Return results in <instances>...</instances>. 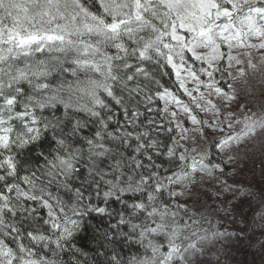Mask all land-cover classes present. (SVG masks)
Masks as SVG:
<instances>
[{"label": "snow or ice", "instance_id": "1", "mask_svg": "<svg viewBox=\"0 0 264 264\" xmlns=\"http://www.w3.org/2000/svg\"><path fill=\"white\" fill-rule=\"evenodd\" d=\"M86 2L0 0V241H3L0 244V264H57V251L63 252L68 247L79 226L76 217L80 213L73 210L69 215L63 205L55 209L48 196H40L42 207L37 211L38 190L34 185L38 182L36 177L39 173L34 169L32 172L26 171L29 161L21 159V155L35 146V139L41 135V130L47 136L51 128L56 135L53 143L61 145L56 161L50 164V168L57 169L60 175L76 167L75 161L81 155L73 151L77 144L88 148L89 159L93 161L106 157L112 147L105 135L96 130L92 136L85 134L82 142L77 141L67 152L64 151L62 146L67 141L61 133L71 129V135H75L83 129L78 121L66 119L65 126L52 115L51 110L55 109L56 113L68 118L72 111L71 105L64 101L63 94L49 91L52 87L49 73L59 64H63L61 71L73 75L77 74L78 69H90L94 73V79L81 85V94L92 96L102 89L107 96L116 95L117 103L126 99L129 105H133L120 110L122 126L119 129L110 123H103L102 127L108 136L124 134L134 137L132 142L138 143L149 153V145H155L156 141L146 140L143 135L136 136L127 118L135 116L137 123H143L139 119L143 115L138 110L141 105H137L136 101L149 102L143 106L144 112H150L152 105H155L159 123H151L157 131L167 130L169 140L173 141L165 147L167 155L174 157L179 153L178 162L186 161L188 167L175 175L170 169L157 172L154 168L150 175L145 174L138 182L129 178V187L134 185L135 191L140 192L143 199L135 197L126 203L112 221L109 231L114 233L117 227L125 230L132 228L141 239L163 231L169 240L167 246L149 239L151 254L134 257L129 264H180L177 255L183 249L173 243L180 233L170 229L176 213L169 214L168 202H164L163 208L156 206L153 193H162L163 187L159 181H153L159 176L170 189L172 180H188L189 170L214 176L224 165L213 162V152L230 149L247 132L264 127V121L248 120L243 129L233 135L232 124L224 119L225 115L231 113L220 110L211 95L200 107L205 111L215 108L218 118L200 119L191 106L182 104L183 99L176 95L175 89L159 84L152 78L149 65L154 64L158 57H163L180 80L182 90L189 86L183 79L186 65L182 60L178 61L179 53H184L188 59L195 57L206 65L205 69L219 70L221 66L225 67V63L228 68L235 65V72L228 73L229 77L246 76L250 70L264 68V0H99L96 7L102 9L104 15L87 8ZM77 13H83V16ZM237 49L244 51L238 53ZM252 50H257L261 56L254 58ZM33 52L42 54L44 58L38 59L35 64L28 63V70L21 71L24 61L29 60ZM189 75L200 81L197 91L203 92L200 88L204 86L217 96L233 99L229 91L232 84L228 83L226 87L221 85L214 78V72H206L207 80L196 72ZM109 82L111 86H106ZM181 111L185 113L184 116H179ZM160 113L169 116V119L165 120ZM93 115L103 114L94 112ZM187 121H191L192 128L187 127ZM212 128L218 131L213 133L209 130ZM67 139H71V136ZM176 140H209L211 143L210 147L196 155L188 156L189 147L183 143L176 144ZM128 156L132 157V153H128ZM147 158L150 160L151 154ZM43 159L42 154L37 163ZM115 163L118 165L120 161ZM142 164L143 161L137 159L132 166L139 168ZM116 179V176H112L107 182L111 185ZM96 187L98 197L111 195L110 190L100 193L102 185ZM119 195L120 191L117 197ZM21 203L23 207H20ZM103 204L104 200H100V205ZM100 205L96 206V212L103 214L106 209ZM45 209L53 210L46 212ZM29 213L36 216L37 222L44 224L45 228L43 231H25V235L32 240L39 236L46 241L39 249L33 245L31 251L25 249L22 242L14 245L19 232L10 223L21 216L28 217ZM141 218L144 222L137 223ZM49 224L51 229L47 226ZM50 230L55 232V236L49 234ZM73 255L81 264H88V252L84 249H79ZM110 264H120V257L113 256Z\"/></svg>", "mask_w": 264, "mask_h": 264}, {"label": "clouds", "instance_id": "2", "mask_svg": "<svg viewBox=\"0 0 264 264\" xmlns=\"http://www.w3.org/2000/svg\"><path fill=\"white\" fill-rule=\"evenodd\" d=\"M98 3L99 0H87L86 7L104 15L103 10L96 7ZM77 14L83 16V13ZM174 54H176L175 51ZM260 56L261 53H258V57ZM253 57L257 58V56ZM43 58L42 54L33 52L31 58L24 61L20 70L27 71L28 63L35 64L38 59ZM177 59L178 61L182 60L186 65L183 79L187 85L191 83L194 89L187 87L182 90L179 87L180 80L174 71H169V66L166 65L163 57H158L154 64L149 65V69L153 73L152 78L157 83L175 89L177 96H181L183 93L191 98L187 102L182 100V104L195 105V108L200 112H207L200 107V104L204 103L209 95L218 97L216 104L220 110L231 113V115H225L224 119L232 124L231 134L233 135L240 132L248 120L264 121V68L258 71L250 70L246 76L229 77L228 73L235 72V65L232 68L221 66L219 70H214L205 69V66L198 63L200 62L198 59L195 57L188 59L184 53H179ZM62 67L63 64L56 65L49 73V78L52 80V87L49 91L63 94L64 101L71 105L72 111L68 118L56 113L55 109L51 110L52 115L56 116L65 126L66 119L78 121L83 129L82 132L75 135H71V129L67 133H61L65 135L67 141L62 146L64 151L67 152L73 143L82 142L86 138L85 134L92 136L96 130H100L105 135L112 147L106 157L93 161L89 159L88 148L77 144L73 151L81 155L75 161L76 167L72 171H66L60 175L57 169L50 168V164L56 161L61 145L53 143L56 135L51 128L48 129L47 136L43 134L44 130L42 129L41 135L35 139V146L21 155V159L29 161L26 171L32 172L34 169L39 173V176L36 177L38 182L34 185L38 190L37 211L42 207V204L39 203L40 196H48L53 201L55 209H59L63 205L69 215L73 210L80 213L76 217L79 226L68 247L64 248L63 252L57 251L59 256L57 264H81V261L76 259L73 253L85 248L89 249L87 251L88 264H110L113 256L120 257V264H129V261L134 257L151 254V249L148 246L149 239L155 243H163L164 246L169 244L167 233L163 231L149 234L144 239H141L132 228L125 230L123 227H117L114 233L109 231L112 221L123 210L126 203H130L131 199L135 197L143 199L142 194L135 191L134 185L129 187V178L138 182L145 174L150 175L154 168L157 172H167L170 169L175 175L187 168L188 162H178L179 153H176L174 157L167 155L165 147L173 143L169 140L170 133L164 129L159 131L155 129L151 122L159 123L157 109L155 105H152L150 112H144L143 106L149 102L143 100L136 101L137 105H141L138 110L143 113L139 117L143 123H137L135 116L127 119L131 121L136 136L143 135L146 140L156 141L155 145H149L151 153L145 148H140L138 143H133L134 137L132 136L124 134L108 136L102 124L110 123L114 128L119 129L122 126L120 110L126 106L133 107V105H129L126 99L122 103H117L116 95L107 96L103 94L102 89L100 93L92 96L81 94V85L94 79V73L90 69L87 71L78 69L77 74L73 75L61 71ZM5 71L8 70L5 69ZM207 71L214 72V78L218 82L223 80L228 84V81H231L232 87L229 91L232 93L233 99L227 100L217 96L207 87L204 92L197 91L200 81L193 79L189 73L196 72L200 76L207 77ZM216 74H219V79ZM32 84L34 85L35 81ZM106 86H111V82ZM146 86L148 85L146 84ZM116 87L119 90V85ZM32 90L34 91V88ZM193 90L197 91V96H192ZM121 98L123 99V94ZM97 101L101 102L97 103ZM94 112L103 115L96 116L93 115ZM211 112L213 119L218 118L215 108H212ZM160 115H163L165 120L169 119V116L163 113ZM184 115L183 111L179 113V116ZM125 132H127L126 127ZM68 136H71V139H67ZM175 143L186 144L189 147L186 155L194 156L200 150L210 147L211 142L209 140H176ZM128 153H132V157H129ZM42 154L44 159L37 163L38 157ZM149 154L152 157L150 160L147 158ZM137 159L143 161L139 168L132 166ZM220 159L223 165L231 166V172L228 175L235 178V183H243L246 186L245 190L234 198L235 202H230L225 197L222 201L214 202V206L209 205L208 201L212 198L204 191V184L206 181L215 179V175L209 176L199 171L189 170L187 172L188 180H172L170 189L159 176L153 181L154 183L159 181L163 187L162 193H153L156 206L163 208L164 202H168L169 214L176 213L170 223V229L180 233L173 241L183 249L178 253L177 258L180 260V264H264V127H257L247 132L239 143H235L230 149L221 152ZM115 161H120V163L117 165ZM253 164H255V168L252 167ZM50 172L54 174H50ZM217 173L225 174V167L218 169L215 174ZM112 176H116L117 179L109 185L107 181L111 180ZM98 184L102 185L99 189L100 193L110 190L111 195L107 198L103 195L98 197L96 194ZM118 191H120L119 197H117ZM29 192H32L31 187ZM124 197L130 199L125 200ZM117 199L118 203L115 202ZM100 200H104L103 205H100ZM97 205L104 207L106 212L97 213ZM20 207H23L22 203ZM52 210L45 209L46 212ZM143 222V218L137 221V223ZM10 223L14 224L16 231L19 232V237L13 241L14 245L18 246L22 242L24 248L31 251L33 245L39 249L42 243H46L39 236L32 240L25 235V231L33 229L43 231L45 228V225L38 223L37 217L31 213L26 218L21 216L19 220H13ZM47 226L51 229L50 224ZM49 234L55 236L54 231L50 230ZM2 243L3 241H0V244ZM238 252H243L245 259L238 258L236 255Z\"/></svg>", "mask_w": 264, "mask_h": 264}, {"label": "trees", "instance_id": "3", "mask_svg": "<svg viewBox=\"0 0 264 264\" xmlns=\"http://www.w3.org/2000/svg\"><path fill=\"white\" fill-rule=\"evenodd\" d=\"M255 42V41H253ZM238 53L243 52V49H237L236 50ZM253 52V56H257L258 57V51L257 50H252ZM190 55V54H189ZM200 64H202V62H198ZM202 66H206L203 65ZM226 63H225V67H226ZM169 71L171 72V69L169 67ZM217 78L219 79V74H216ZM225 75H227V73H225ZM203 79L207 80V77H202ZM228 83H231V81L229 80ZM221 85H224L226 87L227 83H225V81L221 80L220 81ZM190 88L194 89V86L191 85V83H189L188 85ZM182 91V90H181ZM200 91H205V87L201 86ZM198 93L197 91L193 90V96H197ZM181 98L187 102L189 101L191 98L188 97L186 94L181 95ZM211 99L213 100V102H217L218 101V97H211ZM194 110L195 113H198V118L200 119H205V120H211L212 119V112L211 110L207 111V112H200L198 109L195 108V105L191 106ZM221 119H223V117H221ZM187 127L192 128V124L191 121H187ZM211 132L216 130L215 128L209 129ZM221 153L216 151L214 152L213 156H212V160L214 163H220L221 162ZM256 163H259V161H256ZM225 167V174L221 175V174H215V179L210 180V181H206L204 184V191L206 192V194L211 197L212 199H210L208 201L210 206H214V202H219L225 199V197H227L229 199L230 202H235V197H238L240 195V193L242 191L245 190V184L243 183H235V178L228 175L229 172H231V166L228 165H224ZM253 168H255V164L252 165ZM225 189H227V191H225ZM207 203V201H206ZM79 246V245H78ZM85 251H89V249L85 248ZM237 257L240 259H245L244 257V253L243 252H238L236 253Z\"/></svg>", "mask_w": 264, "mask_h": 264}, {"label": "rangeland", "instance_id": "4", "mask_svg": "<svg viewBox=\"0 0 264 264\" xmlns=\"http://www.w3.org/2000/svg\"><path fill=\"white\" fill-rule=\"evenodd\" d=\"M218 130L216 129V130H214V131H212L213 133H216Z\"/></svg>", "mask_w": 264, "mask_h": 264}]
</instances>
